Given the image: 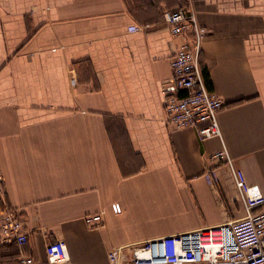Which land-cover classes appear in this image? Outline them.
<instances>
[{"label":"crops","instance_id":"crops-1","mask_svg":"<svg viewBox=\"0 0 264 264\" xmlns=\"http://www.w3.org/2000/svg\"><path fill=\"white\" fill-rule=\"evenodd\" d=\"M179 7L205 32L221 136L166 119L182 39L163 12ZM222 149L264 195V0H0V164L29 233L0 245V264L47 261L56 239L73 264H107L115 248L131 264L132 247L242 219L232 173L211 161Z\"/></svg>","mask_w":264,"mask_h":264},{"label":"built area","instance_id":"built-area-1","mask_svg":"<svg viewBox=\"0 0 264 264\" xmlns=\"http://www.w3.org/2000/svg\"><path fill=\"white\" fill-rule=\"evenodd\" d=\"M163 19L174 36L181 37L172 63V87L163 88L167 122L178 129L195 127L202 140L221 136L219 113L225 107L222 97L208 88L202 66L201 42L205 37L196 14L186 7L166 9ZM137 29V27H133ZM217 165L226 164L232 173L245 216L231 223L196 229L149 241L132 247L131 264H264V195L234 170L233 160L222 149L211 156ZM217 182L214 166L207 172ZM5 177L0 164V245L29 242L19 210L5 202ZM91 228L103 222V213L87 219ZM47 261L28 255L20 264H73L65 241L56 239L46 246ZM120 249L109 252L107 264H124Z\"/></svg>","mask_w":264,"mask_h":264},{"label":"trees","instance_id":"trees-1","mask_svg":"<svg viewBox=\"0 0 264 264\" xmlns=\"http://www.w3.org/2000/svg\"><path fill=\"white\" fill-rule=\"evenodd\" d=\"M205 75H207V70L205 69Z\"/></svg>","mask_w":264,"mask_h":264}]
</instances>
